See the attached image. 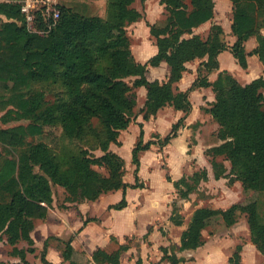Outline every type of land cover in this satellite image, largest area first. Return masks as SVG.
I'll list each match as a JSON object with an SVG mask.
<instances>
[{"label": "trees", "instance_id": "1", "mask_svg": "<svg viewBox=\"0 0 264 264\" xmlns=\"http://www.w3.org/2000/svg\"><path fill=\"white\" fill-rule=\"evenodd\" d=\"M19 1L0 2V84L13 92L10 104L20 111L18 117L30 122L0 129V145L17 150V154L5 160L0 168V235L13 247L12 255L19 257L21 264L30 263L26 260V251L16 246L21 241L34 244L31 237L34 221L46 219L54 201L53 186L63 187L72 202L97 201L103 194L122 191L121 201L111 206L114 210L127 208L129 188H140L138 184L129 185L123 181V159L109 152L112 144L119 143L120 132L129 128L137 104L131 95L132 87L126 82L130 77L135 78L134 88L147 90L143 112L146 121L167 106L187 115L192 107L190 91L212 87L216 100L208 113L219 124V134L230 139L213 148V154L226 155L230 159L244 189L264 194V94L260 92L264 89V77L241 85L224 71L212 84L207 76H201L203 80L200 78L187 92L176 91L175 85L187 71L186 63L207 57L202 63L206 72L220 67L218 57L227 49L222 39L223 28L212 25L207 39L193 32L194 28L214 18V0H161L168 15L164 25L148 24L158 53L145 64L136 60L127 31L133 23L145 19L133 8L136 0H108V20L98 16L84 17L62 6L59 25L46 37L27 31L22 23ZM231 1L232 32L236 37L231 47L234 58L243 69L248 67L249 54L258 56L264 65V35L261 33L264 24L256 18L259 12H264V0ZM253 37L258 45L248 53L245 43ZM163 62L170 67L168 80L149 81L148 68L158 67ZM40 82L60 84L63 90L54 102H47L42 91H32L29 95L21 91ZM94 119L101 124L100 129L96 128ZM181 123L182 119L173 126L164 139L165 144L177 136ZM44 126H61L64 136L71 140L82 141L94 135L101 140L103 145L99 149L104 155L90 157L85 151L81 156L62 157L64 163H61V158L47 144L26 142L27 136L41 134ZM143 138L141 126L139 140L132 150L137 167L136 183L140 154L149 149L148 145H142ZM2 159L0 150V161ZM64 166L69 168L64 170ZM94 166L108 168L110 176H102ZM257 209L258 203L254 201L235 204L226 210H196L182 234L179 251L198 250L204 246L203 231L212 222L221 219L230 227L244 213L248 216L252 241L264 255V224L259 220ZM173 220L178 226L183 224L180 219ZM126 251L128 248L123 245L117 252L97 249L93 261L120 264ZM162 251L161 262L181 264L185 261L176 254L169 255L164 248ZM28 252L34 253L35 249ZM241 253L242 249L230 259V264H242ZM76 255L68 242L63 251L64 259L78 264L73 260ZM42 261L48 264L45 257ZM136 264H142V259Z\"/></svg>", "mask_w": 264, "mask_h": 264}, {"label": "rangeland", "instance_id": "2", "mask_svg": "<svg viewBox=\"0 0 264 264\" xmlns=\"http://www.w3.org/2000/svg\"><path fill=\"white\" fill-rule=\"evenodd\" d=\"M5 1L8 0H0V2ZM147 1L148 0H136V7L141 11L145 10ZM158 2L159 0H154L155 8L153 9V15L157 17L155 24L161 26L164 25L167 18L166 15L168 14H166L165 11L161 12L157 9ZM216 2L218 11L221 13L219 16L222 18L223 25L225 27L227 26L228 30H230L228 23L231 20L230 17L233 15V3L231 0H216ZM61 3L63 7L72 9L81 16H98L108 20V0H61ZM226 14L228 16L230 15L229 18H226ZM256 18L260 24H264V12H259ZM127 31L131 38L132 52L137 60L142 51H150L151 49V45L148 43L146 45L144 42L147 41L148 34L144 29L136 31L133 28H127ZM263 32L264 26L261 29L262 34ZM114 33H116V31ZM201 34L207 39L210 32L206 30L201 32ZM222 39L226 44V51H231L232 46L228 45L229 40L226 34L222 36ZM197 61H199V67L196 81L200 78L203 80L201 76H207V80L209 81L212 74L220 70L219 67V69L211 73L206 72L203 69L202 63L207 61V57L198 59ZM253 71H255V68H253ZM239 72L243 73L241 78L244 80L250 79L241 69ZM147 77L149 81L153 80L154 76L152 71ZM134 81V77L126 79V82L132 87L131 95L136 98L137 103L133 114H131L130 129L128 128L127 132H120L122 138L119 136V143L112 144L109 152L123 159V165L121 167L123 181L129 185L138 184L140 188H129L131 190V196H133L132 202L134 205H132L131 209L126 214H120L119 211H112L114 209L111 208L112 205L118 204L121 201L123 196L122 191L103 194L98 199V201L100 200L99 204L95 206L97 208L96 214L102 215V218L109 223L116 220L128 225L131 219L130 215L137 213L139 215V224L133 233H127L124 237L120 238L114 237L112 239V237H110L109 246L102 249L107 252H117L121 245L126 246L128 251L122 254L120 264H136L139 258L142 259V264H170L167 260L161 262L163 257L162 248L166 249L169 255L176 254L178 257L184 258L185 261L181 264H230V259L233 258L239 250H243V248L246 247L245 258L248 263L264 264L262 254L259 253L257 256L259 251L252 241L248 216L244 213L240 214L237 217L236 223L230 227L226 226L221 219L212 222L211 225L203 231L204 246L198 250L179 251L183 232L187 230L195 211L201 208L226 210L235 204L245 205L256 201L258 203L257 210L259 220L264 224V194L244 189L242 181L238 178V174L233 171L230 159H228L226 155L213 154V148L220 147L227 142V140H230L224 139L223 135L221 133L219 134L221 130L220 126L214 139L205 138L204 142H206V144L199 146L198 158H184V154L180 153V151L175 153L177 154L175 155L171 151V148H168L171 141L168 144L164 143V139L171 133L174 126L172 125L169 127L170 119H164V116L171 113L169 108L164 109V114L162 116L164 118L158 128L154 123L147 127L148 137L147 140L145 137L143 138L142 145H148L149 149L146 151L159 154L158 158L154 157L153 160L148 163L149 169L145 170L144 178L140 176V173L138 174L139 181L136 183L135 171L137 167L132 159V150L139 140V137H137V141L135 142V135L138 131L141 132V126H143L140 122L146 121L143 118V112L146 102L145 93L147 94V90L142 87V89L134 88ZM242 84H244V82H242ZM62 90L60 84L51 85L49 82H40L21 89V91L27 93V95L32 91H42L46 95L45 99L47 102H54L57 99L56 95L62 92ZM176 91L179 92L177 88ZM260 92L264 94V89ZM12 95L13 92L11 90H5L3 84H0V129L27 125L30 122L27 119L20 118V116L18 117L20 111L10 104ZM192 109L193 105L190 113ZM190 113L183 115L181 118V126ZM152 117L153 116H151L149 120H151ZM5 119L6 121H3ZM93 122L96 128H101V124L98 120L94 119ZM26 142L31 144L43 142L47 144L55 151L59 158H61V163H64L62 157L73 158L81 156L85 151L90 154V157L101 158L104 155L102 150L99 149V147L103 145L100 143V139L94 135H89L82 141L71 140L64 136L61 126H44L41 134L27 136ZM192 146L193 144L189 145L190 148ZM0 150L3 153V159L0 161L1 168L5 160L17 154V150H10L2 145H0ZM188 153L191 154V150H189ZM179 155L181 156L180 158ZM64 167V170L69 168L68 166ZM94 169L104 177L110 176L109 169L104 166H94ZM142 186L143 188H141ZM53 195V203L55 202L54 204L60 209L67 208L66 203L72 202L68 200V193L60 190L57 186L53 187ZM105 210H108V212H105ZM53 216L56 217L57 213L53 214ZM53 216L52 219H54ZM173 219H180L183 224L178 226ZM126 229L129 231L132 229V226L129 225ZM95 232H97V230ZM50 239L53 241L56 238L52 236L49 240ZM45 245L43 251L35 257L43 264L45 263L42 259L44 257L46 259V251L49 246L48 241ZM248 245L253 246V248H247L249 247ZM18 246L26 251V260L29 262L27 255L34 254L35 252L30 253L28 251L32 248L35 249L34 244L31 246V244L24 241L22 244L21 242L18 243L16 247L18 248ZM8 250L9 255H12L13 247L9 246ZM241 256L243 264L242 253ZM0 257L2 258V256ZM73 260L77 261L78 264H96L94 261V263H92V261L87 260L81 255L73 256ZM18 264H21V260Z\"/></svg>", "mask_w": 264, "mask_h": 264}, {"label": "crops", "instance_id": "3", "mask_svg": "<svg viewBox=\"0 0 264 264\" xmlns=\"http://www.w3.org/2000/svg\"><path fill=\"white\" fill-rule=\"evenodd\" d=\"M161 2V0H159ZM158 2L157 9L161 12H166L165 5H162ZM215 2V9H214V18L201 25L198 28H194L193 32L196 35H200L203 39H205L201 32L209 31L212 25H220L225 34L228 38V45L233 46L236 42V37L232 35V24H233V15L230 17L231 20L229 21V29L228 27L224 26L222 22V18L219 16L221 13L218 11V5L216 0ZM133 8L138 10L143 16L145 17L144 20L133 23L129 28H133L136 31L140 29H144L145 32L148 34L147 41H144L147 45H151L150 51H142L139 55L141 58H137V61L140 63H147L152 57H154L158 53V48L156 46L155 38L150 34V29L148 24H155L156 16L153 15L155 8L154 0H148L146 2L145 10L141 11L139 8L136 7V1L133 4ZM167 16V15H166ZM230 16V15H229ZM226 14V18H229ZM230 34V35H229ZM264 34V32H263ZM190 37V35L185 36ZM151 38V39H149ZM145 45V46H146ZM258 43L257 40L253 37L249 39L246 43V51L251 53L256 47ZM132 49V48H131ZM149 54V56H148ZM248 67L246 70H243L241 66L235 60L231 51H223L219 55V65L220 70L212 74L209 81L210 83H214L217 78L218 74L221 72L227 71L233 77L240 82L241 85H247L252 81L256 80L264 76V65L259 60L258 56L249 54L247 56ZM198 67L199 61L195 60L193 62L186 63L187 71L183 74L182 79L175 85L179 92H187L195 81L198 78ZM244 72L245 75L250 77L249 80H244L241 78L243 73H240V69ZM255 68V71H253ZM153 73V80L152 81H167L170 76V67L166 62L161 63L158 67H149L147 76L150 74L151 71ZM243 76V75H242ZM148 78V77H147ZM244 82V84H242ZM144 88V87H142ZM140 88V89H142ZM146 89V88H144ZM147 94L145 93V98ZM189 99L193 105V109L189 116L187 117L184 124L181 126L178 134L175 138L171 140L168 148H171V151L175 154L180 151V153L184 154V158H198L199 157V146L206 144L204 142L205 138H213L216 137L217 130L219 128L218 123L212 117L208 110L211 108L212 104L215 102V93L212 87H201L196 88L189 93ZM171 110V113H168L166 116L162 117L164 114V109ZM164 109L160 110L157 115L153 116L149 121L140 122L143 125V129L145 132V139L147 140L148 137V129L147 127L152 123L155 126L161 124L162 119H170L169 127L172 125L177 124L178 120H180L184 113L181 111L175 110L173 107H165ZM207 111V112H206ZM169 112V111H168ZM157 118V121H156ZM157 122V123H156ZM130 129V128H129ZM127 132L126 131H122ZM160 132V131H159ZM140 132L136 133L135 135V142L137 141V137H139ZM161 133V132H160ZM122 138V135L120 136ZM193 144L190 148L189 145ZM191 150V154L188 151ZM187 151V152H186ZM159 153L144 151L140 154V176L144 178V173L146 169H149L148 163L153 160V158H158ZM177 155V154H175ZM183 156V155H182ZM181 156L179 155V158ZM151 166V165H150ZM176 179V177H175ZM57 186V185H55ZM54 187V186H53ZM52 187V190H53ZM60 190L66 191L63 187L57 186ZM130 189L127 190V198H128V206L123 210H112V211H119L120 214H126L134 205L132 202V197L130 193ZM118 193V192H117ZM54 198V195H53ZM100 201V200H99ZM99 201H81V202H68L66 203L67 208L60 209L54 203L52 207L48 208V215L47 218L44 220L37 219L34 221L35 228L31 233V237L34 241V254H28L27 259L31 264H43L41 261L36 259L40 252L43 251L45 244L49 243V246L46 251V260L49 264H71L70 261H67L63 257V251L66 247L68 242L71 243L74 250L77 252V255L84 256L87 260L93 262V253L97 249L107 248L109 246L110 237L120 238L124 237L127 233H133V231L137 228L139 221V215L137 213L131 214L130 223L128 225L122 223L121 221L113 220L111 223L105 221L102 218V215L96 214V204H99ZM105 212H108V210ZM111 212V211H110ZM57 213V216L54 217L53 214ZM52 216L54 219H52ZM131 225L132 229L127 231V227ZM97 230V232H95ZM55 237L56 239L51 241L49 240L50 237ZM2 238V239H1ZM24 241H21V244ZM6 238L0 235V264H18L20 262L19 257L9 255V250ZM247 248H253V246L248 245ZM12 247V246H10ZM22 249V247H19ZM11 250V249H10ZM246 247L243 248V264H250L245 258ZM260 252L257 253V256ZM263 262H264V255ZM39 261V262H38ZM262 262V263H263ZM80 264V263H79ZM91 264V263H90Z\"/></svg>", "mask_w": 264, "mask_h": 264}, {"label": "built area", "instance_id": "4", "mask_svg": "<svg viewBox=\"0 0 264 264\" xmlns=\"http://www.w3.org/2000/svg\"><path fill=\"white\" fill-rule=\"evenodd\" d=\"M22 23L27 31L42 37L48 36L61 19V0H20Z\"/></svg>", "mask_w": 264, "mask_h": 264}]
</instances>
